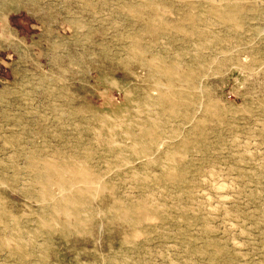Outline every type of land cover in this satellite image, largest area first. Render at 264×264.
<instances>
[{"label":"rangeland","instance_id":"1","mask_svg":"<svg viewBox=\"0 0 264 264\" xmlns=\"http://www.w3.org/2000/svg\"><path fill=\"white\" fill-rule=\"evenodd\" d=\"M0 264H264V0H0Z\"/></svg>","mask_w":264,"mask_h":264},{"label":"bare ground","instance_id":"2","mask_svg":"<svg viewBox=\"0 0 264 264\" xmlns=\"http://www.w3.org/2000/svg\"><path fill=\"white\" fill-rule=\"evenodd\" d=\"M111 131V130H110ZM115 138V137H114ZM223 188V187H222Z\"/></svg>","mask_w":264,"mask_h":264}]
</instances>
